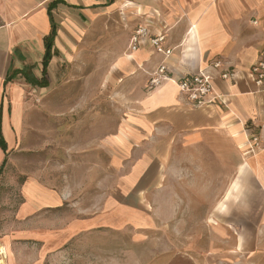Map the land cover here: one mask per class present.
Instances as JSON below:
<instances>
[{
  "label": "crops",
  "instance_id": "0c3cea01",
  "mask_svg": "<svg viewBox=\"0 0 264 264\" xmlns=\"http://www.w3.org/2000/svg\"><path fill=\"white\" fill-rule=\"evenodd\" d=\"M98 16L99 25L94 24ZM111 17L115 29L109 31ZM52 19L56 36L48 86L42 88L33 82L43 80ZM139 27L148 37L131 52L130 40ZM158 35H164V47L173 50L167 59L150 45V38ZM262 50L264 0H0V128L8 147L7 154L0 148V169L7 160L0 174V264H55L61 251L75 243L81 233L76 211L62 208L74 201L82 184L89 185L86 175L85 181L80 177L83 162L69 160V177L59 167L52 169L53 180L43 166L31 173L23 159L44 152L47 144L28 140V132L38 117L61 121L68 113L71 118L91 108L98 90L107 106L110 82H116L117 96L128 109L118 119L115 134L91 136L83 147L76 146L75 139L64 145L56 125L52 148L67 156L89 154L91 165L94 155L111 152L119 172L117 185L129 181L135 189L152 181L154 191L171 188V193L175 186H187L178 180L190 163L199 165L209 158V168L220 173L196 184L218 188L196 200L208 204L209 211L201 217L212 235V246L203 249L198 261L264 264V91L242 76L222 81L210 68L221 60L227 68L247 74ZM162 65L166 76L159 87L151 88L153 74ZM76 68L84 70V99L70 82ZM201 71L215 77V98L211 105L193 108L177 81ZM48 90L51 99L45 97ZM105 119L102 114L101 128L108 123ZM254 130L257 148L250 142ZM29 149L35 151L27 155ZM103 164L107 171L108 164L101 160V169ZM154 195L138 194V208L160 218L158 213L164 212ZM164 202L161 218L178 217L177 198L169 195ZM144 203L148 208H142Z\"/></svg>",
  "mask_w": 264,
  "mask_h": 264
},
{
  "label": "rangeland",
  "instance_id": "374dc122",
  "mask_svg": "<svg viewBox=\"0 0 264 264\" xmlns=\"http://www.w3.org/2000/svg\"><path fill=\"white\" fill-rule=\"evenodd\" d=\"M99 21L98 16L94 19V24L98 22L99 25ZM97 29L95 25L94 34L97 33ZM107 29L109 31L115 29L112 17L109 19ZM78 33L80 36L85 34L83 30ZM83 46L84 43L81 41L79 51L83 50ZM78 67L82 68L81 63ZM76 69L77 76L70 79V82L77 84L81 90L80 98L84 99L86 93L84 75H82L84 70ZM117 94L116 82H110L107 106L101 102V94L98 90L93 93V106L87 107L85 111L82 109L81 113L78 112L76 116L70 118L68 113L61 121L55 118L38 117L31 123L28 140H34V142L44 140L47 144L42 153L29 154L35 151L29 149L27 153L29 155L23 159L28 163L31 173L35 174L36 168L43 166L49 171L51 179L53 167H59L61 174L69 177L71 166L68 162L77 159L83 162L80 166V177H84L85 181L86 175L89 181L87 186L81 183V187L77 189V193L72 198L74 201L62 208V211L66 212L76 211L78 232L81 231V233H78L75 243H71L69 249L61 251L60 262L55 261V264H200L198 256L205 253L203 249L212 246V235L207 232V220L201 217L209 211L208 204L200 205L196 200L202 198L200 195L212 196L218 188L205 186L207 184L199 187L196 184L210 182L220 173L218 169L209 168L212 166L209 158L205 157L206 161L200 162L199 165L190 163L189 170H186L178 180V182L185 181L187 186H175L171 193V188L154 191L155 187L150 185L152 181L135 189L129 181H126L123 187L117 185L119 172L114 170L116 161L111 152L109 156L104 153L94 155L91 165L89 154L67 156L63 153L59 154L61 150L52 148L53 127L56 125L61 127L60 131L64 135L63 139L65 138L61 140V143L64 145H68L69 142L74 143L75 139L76 146L81 144L83 147L85 141L89 142L91 136L96 139L105 134L109 137L114 135L118 119L123 116L124 110L128 112ZM52 95V91L45 92L47 99H51ZM54 98L58 100L59 97ZM50 109L53 110L52 107ZM102 114L108 122L103 124V134L100 123ZM90 117H92V122L88 120ZM70 133L71 137L73 135V140L69 139L70 136L68 137ZM97 145L99 146V143ZM101 160L108 164L107 171L104 164L101 169ZM92 167L93 171H91ZM59 176L62 175L59 174ZM143 192L148 195L149 193L155 194L154 198L161 202L164 214L166 213L164 198L169 195L175 196L178 200V217L165 220L161 218L164 214L158 213L160 218H155L150 212L139 209L137 196ZM141 206L148 208L149 204L144 203V206ZM198 209L200 212L197 213ZM79 227L85 229L82 231Z\"/></svg>",
  "mask_w": 264,
  "mask_h": 264
},
{
  "label": "built area",
  "instance_id": "2783aa9c",
  "mask_svg": "<svg viewBox=\"0 0 264 264\" xmlns=\"http://www.w3.org/2000/svg\"><path fill=\"white\" fill-rule=\"evenodd\" d=\"M148 37V31L145 28L139 27L136 29L131 37L129 49L131 52H136L140 45V40ZM150 45L154 51L164 58H169L172 55L173 50L164 47L165 36L158 35L150 38ZM210 68L213 71L219 73L222 81L237 80L239 77H243L245 80L248 78L254 84V87L259 91H264V50L260 52L259 59L252 65L250 71L240 73L227 68L225 62L218 60L211 64ZM154 77L150 81V87H159L163 78L166 76V66L162 65L153 74ZM214 81L215 77L205 71H201L198 74L180 79L177 81L179 91L186 102L193 108H202L204 106L211 105L214 102ZM250 142L253 148L259 147V138L254 133L251 134Z\"/></svg>",
  "mask_w": 264,
  "mask_h": 264
},
{
  "label": "trees",
  "instance_id": "16d2710c",
  "mask_svg": "<svg viewBox=\"0 0 264 264\" xmlns=\"http://www.w3.org/2000/svg\"><path fill=\"white\" fill-rule=\"evenodd\" d=\"M49 14L51 16V10H50ZM55 36H56V24L53 22V19H52V32H51L50 36L45 39L46 53H45V57H44L43 80H41V81L36 80L33 82L34 85L42 87V88L48 86L47 67H48V64L52 58V48H53ZM0 148L7 154L8 147H7V143L4 139V137L2 135L1 128H0ZM6 162H7V160L4 161L3 166L0 169V174L3 171V169L6 165Z\"/></svg>",
  "mask_w": 264,
  "mask_h": 264
},
{
  "label": "bare ground",
  "instance_id": "6f19581e",
  "mask_svg": "<svg viewBox=\"0 0 264 264\" xmlns=\"http://www.w3.org/2000/svg\"><path fill=\"white\" fill-rule=\"evenodd\" d=\"M115 67V66H114Z\"/></svg>",
  "mask_w": 264,
  "mask_h": 264
}]
</instances>
